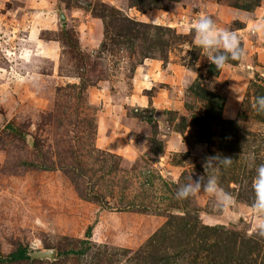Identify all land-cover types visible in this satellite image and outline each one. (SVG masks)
<instances>
[{"label": "rangeland", "instance_id": "rangeland-1", "mask_svg": "<svg viewBox=\"0 0 264 264\" xmlns=\"http://www.w3.org/2000/svg\"><path fill=\"white\" fill-rule=\"evenodd\" d=\"M159 3L0 0V264H264L252 207L264 0ZM201 15L238 33L240 61L210 67ZM29 19L39 49L23 39ZM218 154L233 159L218 176L235 206L177 199ZM58 160L85 172L91 199ZM19 248L30 258L10 259ZM71 248L84 252L57 255Z\"/></svg>", "mask_w": 264, "mask_h": 264}, {"label": "clouds", "instance_id": "clouds-1", "mask_svg": "<svg viewBox=\"0 0 264 264\" xmlns=\"http://www.w3.org/2000/svg\"><path fill=\"white\" fill-rule=\"evenodd\" d=\"M260 26L257 25L254 30ZM192 29L196 33L195 46L205 50L209 60L217 69H222L229 61H240L245 53L241 46L238 33L218 28L215 21L208 15H201L192 23ZM254 107L258 112H264V95L257 96ZM233 164V159L228 156L214 155L206 158L203 167L205 175L195 180L188 177V182L181 185L175 193L179 200L195 196L203 191L212 198L216 208L226 210L235 206L233 195L226 191L219 182L218 170L227 169ZM256 176L253 182L255 193L253 209L255 221L253 232L264 237V164L255 169Z\"/></svg>", "mask_w": 264, "mask_h": 264}, {"label": "trees", "instance_id": "trees-1", "mask_svg": "<svg viewBox=\"0 0 264 264\" xmlns=\"http://www.w3.org/2000/svg\"><path fill=\"white\" fill-rule=\"evenodd\" d=\"M162 0H150L151 3H155L156 7H158V5L160 4L159 2H161ZM162 4V3H161ZM160 6V5H159ZM214 64L212 63L210 65V67H213ZM216 71H218V69H216ZM193 87V86H191ZM213 97H216L219 99L218 96L213 95ZM26 167L29 168H33V169H40V170H48L50 169L49 166L45 163H38V162H25L23 164ZM57 167L62 170L70 179V181L72 182L75 191L77 192V194L82 197V198H86V199H91L89 198V192L87 190V188L84 186V183L80 181L81 176L85 175V172L83 170H79L80 168H76L75 166H68L65 164L64 161L62 160H58V164ZM95 202V201H94ZM98 202V201H96ZM85 237L87 239H89L90 237V232H87ZM81 240L82 241H89V240ZM84 251L82 250H74V249H64V250H59L57 252V255L59 256H66V255H79L82 254ZM30 253L31 251L28 250L27 248H19L17 251H15L12 255L10 259H16V260H23V259H28L30 258Z\"/></svg>", "mask_w": 264, "mask_h": 264}, {"label": "crops", "instance_id": "crops-1", "mask_svg": "<svg viewBox=\"0 0 264 264\" xmlns=\"http://www.w3.org/2000/svg\"><path fill=\"white\" fill-rule=\"evenodd\" d=\"M28 21V20H27ZM35 21V19H34ZM33 21V22H34ZM90 22H95V19L93 20H90ZM88 23V24H89ZM34 29H35V26H33V23L31 24V21L29 19L28 23H27V28H26V32L23 36H25V38H23L27 44H33L34 46H36L37 48L39 46H43V45H40L39 43H37L35 40H36V37H35V34H34ZM39 49V48H38ZM39 51V50H38Z\"/></svg>", "mask_w": 264, "mask_h": 264}, {"label": "water", "instance_id": "water-1", "mask_svg": "<svg viewBox=\"0 0 264 264\" xmlns=\"http://www.w3.org/2000/svg\"><path fill=\"white\" fill-rule=\"evenodd\" d=\"M53 255L54 252L52 250L47 252L38 251L34 253V256H38V257H52Z\"/></svg>", "mask_w": 264, "mask_h": 264}]
</instances>
